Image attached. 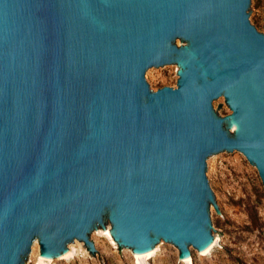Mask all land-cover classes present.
I'll use <instances>...</instances> for the list:
<instances>
[{
    "label": "water",
    "instance_id": "1",
    "mask_svg": "<svg viewBox=\"0 0 264 264\" xmlns=\"http://www.w3.org/2000/svg\"><path fill=\"white\" fill-rule=\"evenodd\" d=\"M258 0H0V264L49 262L112 222L138 256L208 254V161L264 185ZM264 28V20H263ZM181 67L176 87L149 75Z\"/></svg>",
    "mask_w": 264,
    "mask_h": 264
},
{
    "label": "rangeland",
    "instance_id": "2",
    "mask_svg": "<svg viewBox=\"0 0 264 264\" xmlns=\"http://www.w3.org/2000/svg\"><path fill=\"white\" fill-rule=\"evenodd\" d=\"M257 30L264 33V0L252 15ZM181 67L167 72L157 69L149 75L151 91L176 87ZM213 191L223 210L214 208L218 237L208 254L194 249L192 262L180 260V248L161 244L153 255L140 257L114 238L112 222L91 237L101 255L96 258L90 246L72 245L62 262L39 258L37 242L27 264H264V185L256 166L242 154L228 153L208 161ZM109 230L110 234L104 231Z\"/></svg>",
    "mask_w": 264,
    "mask_h": 264
},
{
    "label": "bare ground",
    "instance_id": "3",
    "mask_svg": "<svg viewBox=\"0 0 264 264\" xmlns=\"http://www.w3.org/2000/svg\"><path fill=\"white\" fill-rule=\"evenodd\" d=\"M104 232H105V234H110V233H109V230H106V231H104ZM35 247H36V246H35ZM34 250H35V248H34ZM34 250H33V251H34ZM68 253H69V252H68ZM68 253L66 254V256L68 255ZM201 254H204V253L201 252ZM38 256H39L40 259H43V260H46V259H47L46 255H45L44 253H40ZM66 256H65V257H66ZM134 256L136 257L137 260L140 258V256H138L136 253H135ZM148 256H150V255H148ZM180 260H181L182 262H192V259L186 260L185 252H183V253L180 254ZM37 264H39V263H37Z\"/></svg>",
    "mask_w": 264,
    "mask_h": 264
}]
</instances>
